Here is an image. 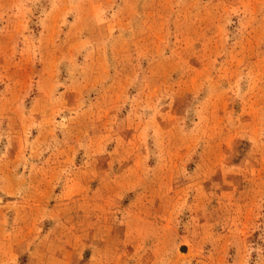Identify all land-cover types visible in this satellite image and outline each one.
<instances>
[{"label": "rangeland", "instance_id": "1", "mask_svg": "<svg viewBox=\"0 0 264 264\" xmlns=\"http://www.w3.org/2000/svg\"><path fill=\"white\" fill-rule=\"evenodd\" d=\"M28 252L264 264V0H0V258Z\"/></svg>", "mask_w": 264, "mask_h": 264}, {"label": "crops", "instance_id": "2", "mask_svg": "<svg viewBox=\"0 0 264 264\" xmlns=\"http://www.w3.org/2000/svg\"><path fill=\"white\" fill-rule=\"evenodd\" d=\"M7 262V259L0 258V264H9ZM23 264H31V252H28V254L26 255L25 262Z\"/></svg>", "mask_w": 264, "mask_h": 264}]
</instances>
